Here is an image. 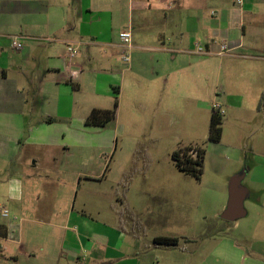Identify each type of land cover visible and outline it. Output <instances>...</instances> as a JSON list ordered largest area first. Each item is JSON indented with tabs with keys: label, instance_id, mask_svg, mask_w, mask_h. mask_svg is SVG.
<instances>
[{
	"label": "rangeland",
	"instance_id": "1",
	"mask_svg": "<svg viewBox=\"0 0 264 264\" xmlns=\"http://www.w3.org/2000/svg\"><path fill=\"white\" fill-rule=\"evenodd\" d=\"M118 17L125 19L123 10ZM104 18L102 39L117 38L120 23ZM132 28L131 38L139 40V29ZM120 51L98 46L91 59L82 58L89 82L73 91L78 112L63 119L51 112L47 115L51 122L36 128L49 145L28 144L24 139L18 144L24 146L22 170L28 169L34 180L42 182L37 205L46 201L45 209L29 211L49 223L13 221L5 198L13 165L10 156H0V212L6 209L4 219L9 221L7 236L0 235V264H43L51 256V264H246L240 253L235 255L238 251L253 261H264L259 253L264 239L260 208L264 104L258 108L259 98L244 87L242 59L176 54L173 60L167 52L149 50L133 56L130 48L129 61L124 63ZM160 70L169 76L172 72L180 81L169 90L173 95L163 98L162 107L141 108L137 102L148 103L150 94L159 96L163 77L146 79ZM253 72H247L250 79ZM186 75L208 78L190 84L184 81ZM93 86L99 90L94 99ZM115 99V117L105 125L78 120L82 113L86 119L93 108L81 112L82 107L109 109ZM43 102L45 110L50 108ZM215 104L224 110L219 141L208 138ZM34 105L36 112L42 107ZM189 148L205 150L200 178L180 171L172 158L175 150ZM27 156L56 157L34 166ZM243 167L247 173L242 184L249 190L244 201L247 214L227 221L220 214L228 180ZM48 189L55 191L50 199L45 194ZM66 200L67 206L72 205L69 214ZM53 213H58L56 220ZM156 236L176 237L177 242L155 243Z\"/></svg>",
	"mask_w": 264,
	"mask_h": 264
},
{
	"label": "crops",
	"instance_id": "2",
	"mask_svg": "<svg viewBox=\"0 0 264 264\" xmlns=\"http://www.w3.org/2000/svg\"><path fill=\"white\" fill-rule=\"evenodd\" d=\"M239 1L0 0V156H10L9 165H13L10 177H7V185H10L5 195L9 207L13 210V221L49 223L44 221L43 217H37L29 211L40 207L36 200L40 198L43 186L42 182L39 183L32 178L31 171L22 170L21 167L26 163L22 160L24 146L18 144L23 139L25 140L23 142L28 144L39 146L50 144L48 139L36 134L37 129L40 125L51 122V117H48L50 120L47 121V115L52 114L51 112L59 119L78 112V103L74 99L73 91L80 90L83 84L89 82L85 76L87 65L82 58L91 59L90 56L92 53L94 55V50L98 49V46L120 50L119 33L123 29H131V37L132 27L137 26L139 29V40L135 36L134 39L131 38L130 48L133 56L137 51L149 50L160 55L167 52L173 60L176 54H182V57L216 54L242 59L244 87L253 90L252 92L259 98L257 107L260 108L264 104V96L261 100L264 94V0ZM120 2L123 3V8ZM122 10L125 19L120 21L118 15ZM106 16H110L112 22L120 23L117 38L102 39L101 35L106 31L107 19L104 18ZM112 17H116L115 20ZM13 37L21 43V48L16 49L12 45ZM222 43L231 48L229 53L218 54ZM69 46L77 50L74 56H70ZM201 48L204 53L198 52ZM120 52L122 59V48ZM249 69L254 71L253 79L247 75ZM160 71L146 79L151 81L163 77L160 78L163 87L157 93L159 96L155 99L156 96L150 94L146 98L148 103L137 102L141 108L162 107L163 98L173 95L169 90L180 79L172 72L169 76V73ZM184 77H187L184 81L190 84L208 78L205 76L201 79L194 75ZM93 88L92 99L99 95V90L94 86ZM30 89L36 92L30 94L27 91ZM43 101L48 102L50 108L45 106L47 108L45 110ZM34 103L42 106L38 107L37 112ZM166 105L173 107V104ZM94 106L89 108L84 106L81 112L92 107L97 108ZM131 106H134V103ZM78 120L81 122L85 120L83 113L78 116ZM55 157L42 156L40 159L38 156H27L28 160L33 159L34 166L40 160L43 163L52 162ZM262 162L264 163V158ZM257 169L258 167H254V171ZM84 176L95 178L90 175ZM262 179L264 181V174ZM2 181L5 182V179ZM0 185L3 187L1 182ZM46 193L50 199L55 191L48 189ZM67 200L65 206L69 214L68 209L72 208V205L67 206ZM42 207L46 208V201ZM49 208H53V205L50 204ZM260 208L263 213L264 204ZM57 216L58 213L52 214L54 220ZM7 217L0 214V224L6 228L5 236L9 228V221L4 219ZM260 243L262 246L259 253L264 257V239ZM238 253L239 258L244 257L246 264H264V261L249 259L245 252L238 251L235 255ZM51 258L53 257L43 264H51L49 263Z\"/></svg>",
	"mask_w": 264,
	"mask_h": 264
},
{
	"label": "trees",
	"instance_id": "3",
	"mask_svg": "<svg viewBox=\"0 0 264 264\" xmlns=\"http://www.w3.org/2000/svg\"><path fill=\"white\" fill-rule=\"evenodd\" d=\"M115 89V88H114ZM117 92V90H114ZM264 94L261 97L263 99ZM117 106V100L115 99L113 108L110 109H91L89 115L85 119V124L87 125H105L107 122L112 120L115 117V108ZM221 116L220 114L212 110L210 117L209 127H208V138L211 141H219L221 138ZM50 118L47 119L49 121ZM193 150L195 155L189 154V151ZM204 154L205 150L203 148H189L186 151L175 150L172 153V158L176 167L189 175H192L196 178H200L203 172L204 164ZM0 235H6V228L4 225L0 224ZM155 243L174 245L177 242L176 237H167V236H156L154 238Z\"/></svg>",
	"mask_w": 264,
	"mask_h": 264
},
{
	"label": "water",
	"instance_id": "4",
	"mask_svg": "<svg viewBox=\"0 0 264 264\" xmlns=\"http://www.w3.org/2000/svg\"><path fill=\"white\" fill-rule=\"evenodd\" d=\"M246 173L247 168L243 167L228 180V198L226 206L220 214V217L224 220L235 221L246 215L244 200L248 196V190L242 185Z\"/></svg>",
	"mask_w": 264,
	"mask_h": 264
},
{
	"label": "built area",
	"instance_id": "5",
	"mask_svg": "<svg viewBox=\"0 0 264 264\" xmlns=\"http://www.w3.org/2000/svg\"><path fill=\"white\" fill-rule=\"evenodd\" d=\"M238 2H240L238 0ZM119 39H120V46L122 48V61L123 62H127L129 59V56L127 54V49L130 48V43H131V33L129 29H123L120 33H119ZM12 45L16 48L19 49L21 48V43L17 40L16 37L12 38ZM68 51L70 56H74L77 52V50L71 46L68 47ZM231 51V48L225 44L222 43L219 47V51L218 54H226L229 53ZM199 53H203V51L201 49H198ZM212 110L220 115L224 114V110L222 109V107L219 104H215L212 106ZM193 150H190V154L194 155L195 152H193ZM1 216L3 217H7L8 216V212L6 209H3L0 212Z\"/></svg>",
	"mask_w": 264,
	"mask_h": 264
}]
</instances>
